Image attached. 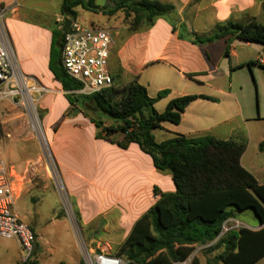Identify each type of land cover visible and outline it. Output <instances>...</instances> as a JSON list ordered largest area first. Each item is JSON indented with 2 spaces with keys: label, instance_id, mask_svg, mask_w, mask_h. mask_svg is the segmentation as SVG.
I'll use <instances>...</instances> for the list:
<instances>
[{
  "label": "crops",
  "instance_id": "crops-1",
  "mask_svg": "<svg viewBox=\"0 0 264 264\" xmlns=\"http://www.w3.org/2000/svg\"><path fill=\"white\" fill-rule=\"evenodd\" d=\"M162 1L173 6L172 13L177 15L175 22H171L169 16L157 19L145 35L136 32L126 36L120 46L113 42L109 70L114 85L124 87L133 82L139 84L145 70L153 68L145 79V85H142L148 96L155 98L149 93L150 85L155 86L156 95L160 91H168L164 98L154 104L155 111L157 104L162 102L166 105L172 99L187 95H203L213 98L214 101L196 100L186 108L179 125L161 124L158 130L165 135L161 136L162 140H156L157 142L175 135L192 138L200 133L199 125L210 121L206 112L207 102L218 100L199 87L208 85L209 82L201 83L197 77L212 73L213 70L204 41L196 43L194 36L211 38L216 27L228 21L245 24L253 19L264 23V0ZM184 14L190 25L183 19ZM202 24L205 27L203 32L196 31V28L200 29L198 25ZM192 27H196L195 30ZM7 28L21 72L32 83L45 89L37 98V104L44 105L50 96V103L44 106V110L52 112L55 96L65 95L49 67L52 31L58 30V27L54 29V26L26 21L15 7L8 19ZM216 41L224 49L220 39L208 42L217 44ZM242 45L253 46L259 53L257 63L264 64V49L260 45L239 40L230 44L228 57L236 58L233 49ZM60 54L61 49L59 57ZM245 61L242 60V63ZM257 68L260 69L258 66ZM262 88V102L259 100V113L255 115L242 100L239 90L234 88L232 80L227 89L215 87L214 90L228 101L225 103L224 112L213 120H216L215 124L230 127L221 135L212 136L219 140L246 139L247 146L240 158V165L259 184L264 185V152L258 150L259 143L264 140V85ZM187 119L194 123L195 130L182 127ZM233 123L237 127L245 126V137L233 136ZM44 130L56 174L74 212L78 231L95 252L104 253L111 247H118L134 223L155 205L161 194L175 191L171 176L159 172L152 159L136 144L121 149L115 143L98 138V129L92 118L75 110L69 102L65 103L54 118H46ZM112 138L119 141L122 136L115 135ZM8 168L15 196L19 198L24 193L21 171H15L13 166ZM230 219L239 221L237 215ZM242 224L250 230L264 227L259 226L258 222L254 227ZM72 229L75 232L73 225ZM33 232L38 235L35 230Z\"/></svg>",
  "mask_w": 264,
  "mask_h": 264
},
{
  "label": "trees",
  "instance_id": "trees-1",
  "mask_svg": "<svg viewBox=\"0 0 264 264\" xmlns=\"http://www.w3.org/2000/svg\"><path fill=\"white\" fill-rule=\"evenodd\" d=\"M96 0H62L60 15L75 22V9L111 16L124 12L133 17L129 33L148 29L155 20L167 18L173 6L149 0H110L111 6L100 8ZM64 32L52 31L49 67L71 106L90 116L98 129V138L115 143L121 149L136 144L152 159L154 167L171 176L173 193L161 194L158 201L133 225L125 240L115 248L114 256L126 264H176L193 251L214 241L222 224L237 213L252 210L258 225H264V185L240 165L246 139L219 140L175 135L157 142L153 131L161 124L179 125L186 108L196 100L214 101L203 95H187L170 100L162 113L154 104L167 90L150 98L137 82L124 87L113 86L91 95L75 92L81 86L68 78L61 67L59 51ZM222 40L228 57L230 44L239 40L264 49V23L250 20L245 24L226 22L216 27L211 38ZM197 36L194 42L202 43ZM264 74V64L255 63ZM252 64H248L250 67ZM108 123V125H106ZM1 134V128H0ZM121 135V140L112 137ZM258 150L264 152V140ZM223 249L217 260L221 264H255L264 257V227L241 228L222 236L206 250ZM21 264H36L27 258ZM191 264H199L196 257Z\"/></svg>",
  "mask_w": 264,
  "mask_h": 264
},
{
  "label": "rangeland",
  "instance_id": "rangeland-1",
  "mask_svg": "<svg viewBox=\"0 0 264 264\" xmlns=\"http://www.w3.org/2000/svg\"><path fill=\"white\" fill-rule=\"evenodd\" d=\"M61 2L62 0H0V5L13 3L24 20L54 26V29L58 27L59 30L60 24L57 20L62 19L60 15ZM153 2L165 4V1L162 0H153ZM95 4L102 9L111 6L110 0H96ZM75 11L77 14L75 22L86 28L98 27L110 30L113 40L118 43V46L122 45L126 36L131 35L129 29L133 17L127 13L117 12L108 16L103 13L93 14L81 8H76ZM11 15L12 13L9 14L8 19ZM185 16L184 14L183 19L187 21L188 18ZM169 19L171 22H175L177 15L172 13L171 16L169 15ZM188 24L190 25L189 22ZM198 26L200 29L195 27L196 31L203 32L204 24ZM146 32L147 29H141L137 33L145 35ZM197 36L200 40H204V36ZM204 47L209 51L210 66L213 72L199 76L197 80L201 83L209 82L208 85L199 87H202L204 92L218 98V100L217 102H207L206 112L209 114L210 121H205L204 124L199 125L200 133L192 137L195 139H203L205 136H212V134L219 136L230 127L224 124H215L216 120H213L224 112L225 103L228 101L214 90L215 87L227 89L230 80H232L234 88L239 90L242 100L250 112L255 115L259 113V100L262 102L263 98L264 74L255 64L259 53L253 46H235L233 50L237 55L236 58H226L225 49L220 48L219 42L216 44L205 41ZM242 60H246L245 63H242ZM248 64L252 65L248 67ZM152 69L145 70L142 78L138 81L140 85H145V79ZM154 87V85H150L148 90L151 96L156 97ZM42 94H34L36 97L35 114L45 134L44 123L46 118L48 116L54 118L68 100L65 95L63 97L55 96L54 109L52 112H47L44 110V106L49 105L50 96L44 105L37 104V98ZM165 106L161 102L157 104V109H155L158 113H162ZM182 127L195 130L194 123L190 119H187ZM231 127L234 128L233 136L245 137L244 125L237 127L233 123ZM0 128V155L7 167L13 166L15 171H21L20 176L24 186V193L15 199V212L23 223L38 234H35L36 242L28 258L36 264H84L81 246L83 241L86 244L87 241L79 237L76 231H73L68 219H73V216L75 219V215L64 198L62 189L58 190L56 186L57 174L47 142L48 137L45 135L44 143L33 130L24 107L18 104L12 105L7 101L0 102ZM153 135L157 141H160L162 140L161 136L165 134L160 130H154ZM237 218L248 227L257 225V219L250 209L237 213ZM74 225L75 223H73ZM114 250L115 247H111L104 253L114 256ZM222 252V248L214 251H196V249L193 251L199 264H221L217 257ZM24 256L25 254L16 240L0 238V264H21L26 261ZM255 264H264V257Z\"/></svg>",
  "mask_w": 264,
  "mask_h": 264
},
{
  "label": "built area",
  "instance_id": "built-area-1",
  "mask_svg": "<svg viewBox=\"0 0 264 264\" xmlns=\"http://www.w3.org/2000/svg\"><path fill=\"white\" fill-rule=\"evenodd\" d=\"M15 7L13 3L0 5V102L7 101L12 105H22L27 111L32 128L34 125L39 126L40 135H42L44 132L35 114L36 97L34 94L44 93L45 89L32 83L21 72L16 60L6 24L9 14L14 11ZM57 22L62 29L64 18ZM113 42L110 30L98 27L86 28L71 21L62 37L60 63L68 78L81 86L80 90L75 92L76 94L91 95L114 86L109 70ZM11 178L10 169L0 155V238L16 240L27 259L33 251L36 237L33 230L23 223L15 212V199L17 198ZM56 186L58 190L62 189L66 199L58 176ZM67 203L70 205L68 201ZM69 220L72 225L75 223L74 230L81 237L74 216ZM241 228L246 227L239 221L226 220L214 241L197 247L196 251L208 249L228 232ZM81 248L84 264H126L118 257L93 251L84 241ZM194 257L195 253H192L185 261L176 264H191Z\"/></svg>",
  "mask_w": 264,
  "mask_h": 264
},
{
  "label": "bare ground",
  "instance_id": "bare-ground-1",
  "mask_svg": "<svg viewBox=\"0 0 264 264\" xmlns=\"http://www.w3.org/2000/svg\"><path fill=\"white\" fill-rule=\"evenodd\" d=\"M33 130L41 137L40 139L45 143V134L42 133V135H40L39 126L34 125Z\"/></svg>",
  "mask_w": 264,
  "mask_h": 264
},
{
  "label": "water",
  "instance_id": "water-1",
  "mask_svg": "<svg viewBox=\"0 0 264 264\" xmlns=\"http://www.w3.org/2000/svg\"><path fill=\"white\" fill-rule=\"evenodd\" d=\"M70 24H71V20L68 18H65L64 19V26L62 28V32L66 31V29L70 26Z\"/></svg>",
  "mask_w": 264,
  "mask_h": 264
}]
</instances>
